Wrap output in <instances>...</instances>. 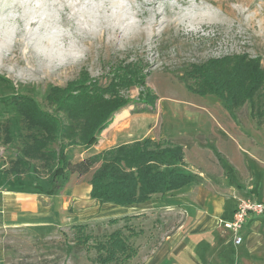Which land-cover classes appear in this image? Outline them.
Returning <instances> with one entry per match:
<instances>
[{"label": "rangeland", "instance_id": "1", "mask_svg": "<svg viewBox=\"0 0 264 264\" xmlns=\"http://www.w3.org/2000/svg\"><path fill=\"white\" fill-rule=\"evenodd\" d=\"M70 1L73 2L71 12L85 16V20L76 19L74 24L93 20L101 24L105 15L107 32L122 23L119 14L120 0H42L44 5L39 11L53 17V23L59 29L63 26L60 23L64 17L60 15L64 13L62 3ZM186 2L187 0H135L138 8L132 22L140 29L136 40L124 48H117L107 42L106 52L99 51L97 43L92 55L88 54L83 61L63 68L38 72L33 66L28 68L26 65L8 63L0 58V174L5 172L13 156L19 151L25 133L22 119L11 105L12 96H32L42 107L48 108L44 97L49 88L55 85L63 87L71 80L80 79L84 77L82 74L85 71L88 78L101 87H106L111 79L124 78L120 75L131 70H136L140 77L144 76V85H139L138 82L128 87L118 86L120 94L130 100L131 104L119 108L113 115L116 121L123 117L121 127L124 129L120 133L117 132L120 135L116 142L147 134L154 135L156 139L167 137L173 142L189 144L190 141L185 138L183 132L194 125L196 112H201L200 115H204L205 119L215 116L224 124L222 127L225 131H231L230 126L237 127L241 132H253L258 140L264 139V124H256L247 101L235 111L229 112L215 95L193 93L188 90L186 79H182L185 71L193 65L201 64L210 58L234 54L258 57L264 69V0H195L207 22L196 25L190 31L179 30L172 23L177 11L175 3ZM31 4H36L35 0L31 1ZM102 5L106 9L102 10ZM71 12L66 14L70 15ZM56 28L50 27L47 31L52 32ZM36 29L26 33V41L29 43L35 40L39 31ZM47 31L43 34L47 35ZM147 92L158 96L154 107L148 104ZM6 123L12 137L9 143L4 142L2 130ZM131 125L137 126L138 129L135 130ZM105 132L100 133L99 141L106 136ZM209 135L207 139L210 138L211 141L213 134ZM198 139L204 141L205 138L198 136ZM69 153L71 160L77 158V150L74 154ZM87 176L88 173L85 178ZM24 183L17 180L12 182L15 187L22 185L31 189V184ZM106 220L87 222V231L92 234L90 244L124 223L119 221L110 225ZM133 222L138 229V221ZM158 230H154L156 234ZM73 235L74 230L70 224L1 231L0 250L3 251V261L5 264H98L93 260L95 250H87L85 245H74ZM139 237L137 235L131 238L133 244H137V253ZM139 240H142V237ZM134 257L132 260L110 264H137L138 261H135Z\"/></svg>", "mask_w": 264, "mask_h": 264}, {"label": "crops", "instance_id": "2", "mask_svg": "<svg viewBox=\"0 0 264 264\" xmlns=\"http://www.w3.org/2000/svg\"><path fill=\"white\" fill-rule=\"evenodd\" d=\"M200 113H194V125L183 132L189 144L175 141L183 146L180 169L193 176L180 188L156 193L143 202L117 205L90 197L92 171L86 178L85 174H70L65 186L52 194L45 192L47 176L33 179L29 172H4L0 174V232L138 215L135 220L143 232L139 235L142 240L138 236L134 257L137 264H264V213H251L245 218L239 229V244L234 243L233 231L223 226L232 218L238 197L264 202V139L258 140L253 132H241L237 127L225 131L215 116L205 119ZM122 119L116 121L114 116L103 130L106 136L97 144L67 148L68 156L77 150L73 160L77 161L121 143L145 137L156 139L143 134L116 142L124 129ZM16 180L31 184V189L13 186ZM155 229H159L157 234ZM0 264H5L2 250Z\"/></svg>", "mask_w": 264, "mask_h": 264}, {"label": "trees", "instance_id": "3", "mask_svg": "<svg viewBox=\"0 0 264 264\" xmlns=\"http://www.w3.org/2000/svg\"><path fill=\"white\" fill-rule=\"evenodd\" d=\"M82 75L84 77L71 80L63 87L51 86L44 97L48 108L42 107L32 96H12L11 105L21 117L25 133L19 151L5 172L17 175L29 172L34 178L47 176L49 185L45 192L52 194L65 186L70 174L92 171L90 197L100 203L117 205L143 202L156 193L178 189L193 179L192 174L179 167L183 164V146L165 138L145 137L71 160L67 148L97 144L114 113L131 104L120 94L118 86L128 87L138 82L144 85V76L140 77L136 70L120 75L124 78L111 79L106 87L90 80L86 71ZM182 79H186L187 88L193 93L215 95L229 112L247 101L256 124H264V69L258 57L234 54L210 58L188 68ZM146 94L148 104L154 107L158 96ZM2 130L4 142H11L7 123ZM137 217L108 218L110 225L124 223L92 244L89 243L92 234L87 231L89 224H73V243L85 245L87 250L93 248V260L98 264L127 261L137 253L131 238L143 232L140 224L138 229L135 227L133 221Z\"/></svg>", "mask_w": 264, "mask_h": 264}, {"label": "clouds", "instance_id": "4", "mask_svg": "<svg viewBox=\"0 0 264 264\" xmlns=\"http://www.w3.org/2000/svg\"><path fill=\"white\" fill-rule=\"evenodd\" d=\"M26 0H0V35L15 36L23 26L27 18L23 4ZM31 5V0H27ZM175 15L172 23L179 30H192L196 25L206 23V18L201 12L200 6L195 0H187L186 3H175ZM135 0H120L119 14L122 23L105 33V29L95 20L68 24L58 29L61 34L59 50L45 53L38 46H34L26 54L32 58L34 70L39 71L42 66H47L50 56L53 59H62L79 63L88 55V43L99 39L102 35L117 48H124L131 44L139 36L140 29L133 23L137 13ZM111 13H109L110 15ZM131 18V19H130Z\"/></svg>", "mask_w": 264, "mask_h": 264}, {"label": "bare ground", "instance_id": "5", "mask_svg": "<svg viewBox=\"0 0 264 264\" xmlns=\"http://www.w3.org/2000/svg\"><path fill=\"white\" fill-rule=\"evenodd\" d=\"M31 1H34V0H31ZM76 1H78V0H76ZM35 2H36V4H34L33 6H32V4L30 5L27 2V0L23 4V7H24L26 13L28 14V16L23 21L22 28L20 29V31H17L15 33L14 37L10 36L8 34L0 35V58L8 61V63L12 62V63H16V64H23V65H26L28 68H30L31 66H33V61H32V58L30 56H28L26 53L28 51H31V49L34 46H38L45 53H51V52L59 50V44L61 41V34L58 31V28H56V26L53 23L54 18L53 17L51 18V16L45 15L46 13L44 14L43 12L39 11L40 8H42L44 5L42 0H35ZM71 3H73V2L70 1V3H66V2L62 3V10L64 11V13H60V15H61V17H62V15L64 17H62L60 23L63 26H66L68 24H72L75 21L77 22L76 19L85 20L84 14L71 12V10L73 9ZM101 9L104 10L106 8L104 5H102ZM67 12H71V14L68 15V14H66ZM106 20L107 19H105V15H104L102 18V21H101V26L105 29V32H106V29L108 28ZM50 27L51 28L54 27L56 29L53 30L52 32H48L47 29H49ZM33 28H37L36 30H39V31L37 32V36L35 37V40L32 43H29L28 41H26V33L28 31L32 30ZM43 29H45V30H43ZM44 31H47L48 34L47 35L43 34ZM104 40H105L104 35H102L99 39H96L97 42L95 40H91L88 43V49H89L88 54H91V55L93 54L97 43L99 44L98 50L101 52H106L108 46H107V42ZM3 51H6L8 53H3ZM23 61H25V62H23ZM72 63L73 62H71V61L65 62L62 59H53L50 56L47 66H42L40 70L43 72H48L49 69L56 70V69L61 68V67L62 68L66 67ZM29 70H31V69H29Z\"/></svg>", "mask_w": 264, "mask_h": 264}, {"label": "built area", "instance_id": "6", "mask_svg": "<svg viewBox=\"0 0 264 264\" xmlns=\"http://www.w3.org/2000/svg\"><path fill=\"white\" fill-rule=\"evenodd\" d=\"M251 213L263 214L264 202L241 196L237 198L232 218L223 222V226L225 228H229L233 231L235 244H239L242 241L239 229L241 228L245 218Z\"/></svg>", "mask_w": 264, "mask_h": 264}]
</instances>
